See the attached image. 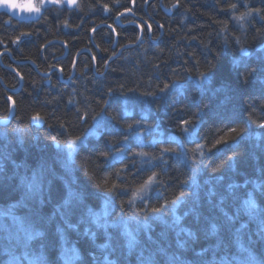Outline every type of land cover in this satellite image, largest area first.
<instances>
[{"label":"trees","instance_id":"obj_1","mask_svg":"<svg viewBox=\"0 0 264 264\" xmlns=\"http://www.w3.org/2000/svg\"><path fill=\"white\" fill-rule=\"evenodd\" d=\"M80 1L78 15L52 8L33 24L0 16V51L40 74L56 70L42 78L14 65L22 88L8 95L0 86V120L8 97L15 101L13 120L0 128V206L19 198L37 161L54 160L57 177L54 142L81 139L95 125L98 132L74 155V196L49 177L35 213L19 212L29 229L19 264H66L65 248L76 256L70 264H264V0ZM256 9L259 16L233 18ZM21 35L30 38L13 49ZM0 79L8 90L19 86L12 73L0 70ZM123 142L128 150L111 160ZM153 174L159 182L130 205ZM104 200L112 225L96 219ZM7 232L0 264L20 234Z\"/></svg>","mask_w":264,"mask_h":264},{"label":"rangeland","instance_id":"obj_2","mask_svg":"<svg viewBox=\"0 0 264 264\" xmlns=\"http://www.w3.org/2000/svg\"><path fill=\"white\" fill-rule=\"evenodd\" d=\"M170 9L171 8L166 9V10H170ZM171 10H173V9H171ZM80 11H81V1L79 2V6L77 7V10L73 11L72 13L78 15L80 13ZM0 16H5V15L0 14ZM5 18L8 19L6 16H5ZM148 20L152 21V19L150 17L148 18ZM10 22H12V21H10ZM115 22L118 25L121 24V18H118V19L116 18ZM29 38L30 37H28L27 35H21L18 38V40L13 42L12 48L16 49V47L22 41L27 40ZM7 53L10 54L8 49H7ZM85 53H88V51L86 50ZM92 59L95 60L94 57H92ZM13 62H15V61L13 60ZM54 72H56V71H54ZM49 73H47V74H49ZM53 73H51L49 76H51ZM47 74H43V75H47ZM17 89H18V87L15 90H17ZM96 126L97 125L93 126L90 130H88L81 139L68 140L61 145H58L56 142H54L52 144V148L54 147L53 149H54L55 154H56V155H54V157H55L56 161L58 160V168H59V171H56L57 177L54 175L55 174L54 173L55 172L54 171V164H53L55 162L54 160L52 163H48V164L44 160L37 161L35 166L29 172H25L23 175V178L20 179L21 183L19 184V186L20 185L22 186V188L20 186V189L22 191H21L19 198H17V200L15 202H13L11 205L9 204L8 206L6 205L4 207L0 206V231H2V233L1 232L0 233L7 236V233H8L7 232V226L9 228L15 229L16 231H19L18 233H20L18 236V239H15V241L10 244V245L14 246L13 252L11 253L12 248H9L8 251L6 249V253L9 254L8 255L9 259H8V261L6 260V262L4 264H19L20 263V258L23 256V254H17L16 249H17V247H19L21 250V253L24 250V247L21 249V247H20L21 245H19V243H21V239H22L21 237H23L25 235V232L28 228L25 229L23 227L24 224L20 219L21 215L19 214V212L23 211L25 213H29V212H31V214L35 213L34 209H32V211H31V207L32 208H39L40 207L41 202H42L41 197L45 194V192L47 190L49 177H53V178L56 177V179H58L59 181H61L63 183L64 188L66 189V193H67L68 198H71L74 196V190H73V186H72L73 185L72 183H74V181H73V178L71 177L72 163H73L74 155H75L77 149L80 146L84 145L85 142L89 138L98 136ZM138 131L136 129L133 130V133L129 137V140H131L132 143H134V144L139 143L143 140ZM185 136H188V135L185 134ZM54 145H57V146H54ZM128 148H129V144L127 142H123L120 145V147L117 148V150L112 152L111 160L114 161V160L121 159L124 156L125 152L128 150ZM50 159L51 158H49V160ZM152 189H153V187H152ZM150 191H148V193ZM131 199H133V196ZM139 200H140V198H136L134 200V203L136 201H139ZM134 203H132L131 205H133ZM112 211H113V207L110 206L109 204H107V200H104L101 208L96 213L97 221L101 222L103 224V226H106L108 224V222L111 225L114 224L115 222L114 223L110 222V214L112 213ZM129 220L132 224H135L133 219H129ZM129 220H124V223H121V221H120V223L124 226L125 233L130 238H132L135 235H133L134 231H132V227H130V225L128 224ZM116 221H119V219H117ZM60 225H63V223H61ZM27 232H29V229L27 230ZM136 232H137V230H136ZM25 239H28V238L25 236ZM7 240H8V242H10L11 238L8 237V239H6V241ZM63 253H64V257H65L64 261L66 264H70L74 260V258H76L75 253L72 250L65 248L63 250Z\"/></svg>","mask_w":264,"mask_h":264},{"label":"water","instance_id":"obj_3","mask_svg":"<svg viewBox=\"0 0 264 264\" xmlns=\"http://www.w3.org/2000/svg\"><path fill=\"white\" fill-rule=\"evenodd\" d=\"M79 2L80 0H75V4H73L72 6H66L67 3H68V0H58L57 3H47L46 2V5L44 7L41 8V11L39 14H36V13H31V12H28L27 11V7L29 5H35V4H38L40 3V0H8V3H11L13 5H15L16 7L14 9H9L7 10V12L5 13L3 11L2 8H0V14H3L5 15L10 21L14 22V23H18V24H33V23H37L41 17L44 15L45 11L46 10H49V9H58V10H65V11H68V12H73V11H76L77 10V7L79 6ZM0 3H2V0H0ZM161 11L166 15V16H170L172 10H166V9H163L161 8ZM125 16H130L132 17V15L130 13H124L122 14L120 17H125ZM136 22H140L141 23V20L139 19H135ZM118 25V24H117ZM134 26H136L139 30V38H138V42H140L141 38H142V35H143V31L142 29L137 25V24H132ZM146 27L148 28L149 30V26L145 23ZM150 31V30H149ZM151 37L150 33H149V38ZM129 47H124L122 48L118 54L114 57H112L108 62L107 64L112 61L113 59H115L123 50L127 49ZM14 65H30L33 67L34 71L42 78H47L51 73H53L54 71H56L55 69H53L49 74L47 75H43V74H40L35 65H33L31 62H24V63H17V62H13ZM8 71H10L12 74H14L15 76L18 77L19 79V86H18V89L17 90H8L4 87V85L2 84V82L0 81V84L1 86L3 87V89L5 90V92L8 94V95H15L17 94L20 89L22 88V85H23V81L22 79L17 75V73L15 72L14 69L12 68H9L7 69ZM74 72H75V69L74 67L72 68V73H71V77L70 79L74 76ZM59 81L63 83L62 81V76H61V73L59 72ZM14 115H15V107L13 106V104L10 102V110H9V114H8V117L5 119V120H2L0 121V127H4L8 124H10V122L13 120L14 118ZM32 125L37 128V129H40L42 126H43V122L40 120V122H33L32 121ZM57 146V145H55Z\"/></svg>","mask_w":264,"mask_h":264},{"label":"snow or ice","instance_id":"obj_4","mask_svg":"<svg viewBox=\"0 0 264 264\" xmlns=\"http://www.w3.org/2000/svg\"><path fill=\"white\" fill-rule=\"evenodd\" d=\"M46 2L47 3H57L58 0H40V3L38 4H35V5H29L27 7V11L28 12H31V13H36V14H39L40 11H41V8L44 7L46 5ZM73 4H75V0H68V3L66 6H72ZM16 6L11 4V3H8V0H2V3H0V8L3 9V11L6 13L7 10L9 9H14ZM232 9H235L236 8V5L233 4L232 6ZM245 7L247 8L248 5H245ZM107 10V9H106ZM253 14L259 16L261 14L260 10L259 9H256V10H250V11H247L244 15L240 16V17H233L234 19H236L237 21L239 20H242L244 19L245 17H250L252 16ZM110 27V26H109ZM94 31V30H93ZM241 52L242 54H247L246 52H244L243 49H241ZM2 54V53H0ZM17 75H19V73H17ZM204 75V74H202ZM21 79H23V77H21ZM8 101L11 102L13 104V106H15V101L12 99L11 96L8 97ZM41 120V117L39 115H34L32 117V121L33 122H40ZM185 124L189 123L188 121H185L184 122ZM231 131L233 132H236V129L233 128L231 129ZM218 143L220 141H217ZM74 143V142H73ZM215 146V145H214ZM201 149L203 148V145L199 146ZM201 155H203V153L201 152ZM159 181L157 180V177L155 174L153 175H150L147 180L143 181V183L133 192V199L129 200L128 203L131 205L132 203H134V200L136 198H140V199H143L145 195H147L148 191H150L152 189V187L158 183ZM115 186H113L114 188ZM112 192V189H109V193L111 194ZM182 196H183V193H181L180 196H178L176 198V200H173L171 201L172 204H176L178 203L181 199H182ZM153 211H158L157 209H153ZM138 215V214H137ZM71 227V225H70Z\"/></svg>","mask_w":264,"mask_h":264},{"label":"flooded vegetation","instance_id":"obj_5","mask_svg":"<svg viewBox=\"0 0 264 264\" xmlns=\"http://www.w3.org/2000/svg\"><path fill=\"white\" fill-rule=\"evenodd\" d=\"M5 17V16H4ZM145 23H147L146 21H143L142 22V25L143 26H146ZM148 24V23H147ZM0 70L4 71V72H9L11 73L10 71H8L7 69L9 68H12V66H14L13 64V59L11 58V55L7 53V50L5 49L4 51H0ZM7 58H9V62H7ZM94 69V68H93ZM72 73V72H71ZM49 77V76H48ZM0 81L2 82V84L4 85L3 81L0 79ZM1 86V84H0ZM2 87V86H1ZM5 87V85H4ZM3 88V87H2ZM8 117V116H7ZM6 118L2 119V120H5ZM0 120V121H2ZM31 124H32V120H31ZM9 125V124H8ZM8 125L4 126V127H0L1 129H5ZM33 126V125H32ZM34 127V126H33ZM43 127V126H42ZM42 127L40 129H42ZM35 128V127H34ZM37 129V128H35ZM40 129H37V130H40ZM55 146V145H54Z\"/></svg>","mask_w":264,"mask_h":264}]
</instances>
